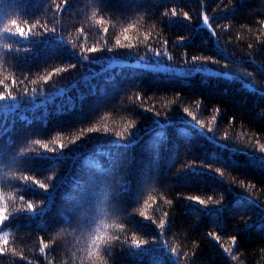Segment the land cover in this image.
<instances>
[{"label":"trees","instance_id":"16d2710c","mask_svg":"<svg viewBox=\"0 0 264 264\" xmlns=\"http://www.w3.org/2000/svg\"><path fill=\"white\" fill-rule=\"evenodd\" d=\"M0 81V264H264V0H0Z\"/></svg>","mask_w":264,"mask_h":264},{"label":"snow or ice","instance_id":"6c2138e0","mask_svg":"<svg viewBox=\"0 0 264 264\" xmlns=\"http://www.w3.org/2000/svg\"><path fill=\"white\" fill-rule=\"evenodd\" d=\"M65 3H67V0H64ZM168 12L165 11L164 12V16H168ZM173 15H175V10H173ZM95 16H96V13H93V19H95ZM185 17H187V14H185ZM37 24H39V20L36 21ZM99 24H104L105 21L103 20V18H101L99 21H98ZM208 23V17L205 16L204 17V24L206 25ZM12 24L14 26H16V31L14 33H12L13 35H17L19 36L20 38H23V39H27L28 36L27 34L25 33L24 29L20 28L18 25H17V22L15 19L12 20ZM129 29H125V32H127ZM5 32H11V29H8V28H5L4 29ZM45 31H47V29H45ZM53 31H55L53 29ZM103 31L105 33H107L108 29L105 27L103 29ZM125 39H127V36H125ZM183 37L180 38L181 41H183ZM117 44H120V41L117 40ZM5 47H8L9 50H11L10 46L6 45ZM109 51H111L112 49L109 48L108 49ZM84 51L86 52H97V51H100V49H98L97 47H92L90 49H85ZM156 56H159L160 53L159 51H157L155 53ZM165 55H167V53H165ZM84 60H87L88 59V56H83L82 57ZM168 59L171 60L172 57L171 56H168ZM194 61L197 59L196 57H193L192 58ZM71 67L75 68L76 65L75 64H72ZM195 69V68H193ZM67 69L65 68H58L56 71L57 72H62V71H66ZM221 75H226V74H221ZM41 79L44 80L45 83L48 82V80L51 79V75H48L46 77H41ZM35 83V81H33ZM3 81H0V84H2ZM13 83H15V81H13ZM4 88H5V91H0V105H3L5 107H7L8 105H12L14 108L18 109L20 104L17 102V97L12 95L11 91L8 90V86L7 85H4ZM185 111L187 112V109H185ZM5 114H10V112L8 113H5ZM22 119H26V118H22ZM136 125H135V121H128V124L125 128V131H127V128H134ZM102 129L99 125L97 126H93V127H89L87 128V132L89 133H92V132H100ZM105 132L108 131L107 127L105 126L104 129H103ZM0 135H3L2 132H0ZM77 139H79V137H77ZM56 143L59 142V137L57 138V141H54ZM75 142V141H73ZM35 143L37 145H40L43 149H46L48 150L49 152L51 151H54L53 149L49 148V144L48 143H42L41 140L37 139L35 140ZM61 148H63V145L61 144L60 145ZM40 158H43V156H39ZM20 180L24 181L25 183L22 184L23 186L25 187H33L35 186L36 190H43L44 193H48V197L51 196V194L49 193V184L47 182H41V180L39 179H36L34 176L32 175H23L22 177L19 178ZM28 181H31V183H27ZM23 191H24V188L23 187H20ZM12 197L9 195L7 198H5V195H4V189L2 187H0V256H3V255H6L7 252L9 251V249L6 247L8 244H9V238H8V232L6 230V227H10V224L7 223V222H10V220L13 218L11 216V214L9 213V206H8V202L9 200H11ZM189 200H192L194 199L193 197H188ZM195 199H198V198H195ZM20 200L24 201L25 204H26V209H24L25 211H27L29 213L30 216L32 217H35L37 214H40L42 215L43 212H44V207H41L40 210H39V213L37 212V208L36 206L28 199L25 198V196L22 194L20 195ZM169 204H171V201H167ZM200 204H205V201L204 200H199L198 201ZM23 207V206H22ZM19 211V210H17ZM141 216H145V213L144 212H141L140 213ZM167 215V214H165ZM147 218V217H145ZM158 227L160 229H164L165 228V222L164 221H161L159 224H158ZM209 235H211V233H209ZM235 237H233V242L235 243ZM113 239H109L107 241V243H102V245H108L110 244V242L112 241ZM41 243L43 245V247L40 249L41 252H44L45 249H48L49 248V244L48 243H44L43 239H41ZM132 243L134 244L135 248L139 251H142L145 249L144 246L148 245L149 244V240L147 239H139L137 238L135 235L132 237ZM99 254V253H98ZM21 259H24V257H21ZM101 264H105L104 261H101Z\"/></svg>","mask_w":264,"mask_h":264},{"label":"clouds","instance_id":"9594fccd","mask_svg":"<svg viewBox=\"0 0 264 264\" xmlns=\"http://www.w3.org/2000/svg\"><path fill=\"white\" fill-rule=\"evenodd\" d=\"M106 213L107 212H104L95 223V233L97 234L89 237L90 250L88 252V256L92 259V264H101V261H104L105 264H107L103 256L100 255L101 244L107 243L109 239H119L118 236L107 235V233L103 230L110 226L106 221Z\"/></svg>","mask_w":264,"mask_h":264}]
</instances>
